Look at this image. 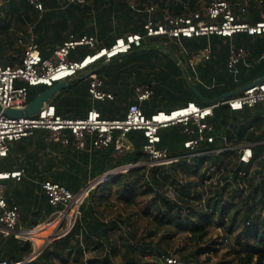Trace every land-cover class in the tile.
<instances>
[{"label": "trees", "instance_id": "16d2710c", "mask_svg": "<svg viewBox=\"0 0 264 264\" xmlns=\"http://www.w3.org/2000/svg\"><path fill=\"white\" fill-rule=\"evenodd\" d=\"M40 1L44 4L46 0ZM94 1H101L105 5L113 1H124L121 3L131 15L128 18L130 22L133 16L140 19L144 2L140 0L138 4L137 1V6L132 7L125 0ZM152 1L158 7L161 18V14L166 11L178 15L200 9L212 0ZM228 1L235 4L242 0ZM56 5V0H50V9L56 8ZM90 10L88 4L79 6L71 3L64 12L58 13L55 9L41 15L30 4V0H1L0 55L6 44L18 54L23 52V47H17L19 38L11 36L12 30L25 27L31 30L41 56L47 58L44 51L51 50L53 53L57 47L55 44L60 45L68 40L70 34L84 25L81 17H87ZM262 13L264 0H250L245 13L239 15H242L241 20L253 24L264 20ZM130 22L129 25H120L122 28L128 26L125 34L143 33V24ZM162 38L163 41H170ZM114 40L111 43L108 41L107 47ZM24 41L28 43L29 39ZM170 42L168 50L180 59L184 70H180L166 53L149 50L153 55L160 54L175 67L179 79L176 82L171 80V83H176L173 92L165 91L168 75L161 71L157 75L156 85L148 86L153 92L162 93L164 98L182 106L188 102L198 106L208 105L192 93L183 73L202 97L209 100H215L264 76V34L237 35L231 39L220 36L182 39L181 45L188 51H197L206 46L211 48V59L200 63L194 71L189 68L181 46L175 41ZM230 45L244 47L250 53L247 62L239 63L235 72L230 71L226 64ZM77 49L79 47L74 51ZM98 49L95 47L91 51ZM74 51L70 53V60H74ZM18 65L20 62L13 67ZM75 84H87L88 89V80ZM211 122L215 135L224 136L230 146L264 142V111L261 105L252 109L244 108L239 112H232L227 106L220 105L214 109ZM167 128L159 132L161 146L168 148L172 157L185 155L187 150L183 142L189 136L183 134L181 125ZM46 136L48 133L36 130L31 136L8 144L9 153L26 152L29 178L38 181L36 184L29 180L23 181L18 189L13 190L14 198L22 204L25 197L29 198L31 193L39 192L40 200L36 199L35 202L40 203L39 207L45 213L41 219L43 221L55 209L48 204L40 182L51 181L77 194L90 182L116 170L122 171L90 189L79 205L78 215L69 232L59 239L58 235H54L50 239L54 241L48 243L34 258L29 259L33 253L29 240L0 234V261L6 260L9 264H264V144L252 146L253 157L248 165L239 163L236 152L232 151L222 155L201 156L191 163L180 159L167 166L126 169L148 162L141 151L144 137L140 131H131L126 135V141L133 146V151L121 156L115 153L117 132L107 149L91 153L76 149L72 140L68 146L46 142ZM222 145L217 138L213 144H202L198 149L213 150ZM207 181L211 182L206 190L204 182ZM21 190L23 192L20 196ZM5 199L9 206L13 205L8 202L6 193ZM30 212V206H27L21 217V226L27 230L41 222ZM212 228L219 229L224 240L219 243L208 241ZM161 231L164 233L159 235ZM177 234L187 236L189 250L181 247L171 252L168 249L171 238ZM29 239L35 249H40V244L45 240ZM227 239L232 242L229 246L232 260L213 262L212 257L218 254V246L227 242Z\"/></svg>", "mask_w": 264, "mask_h": 264}, {"label": "built area", "instance_id": "2783aa9c", "mask_svg": "<svg viewBox=\"0 0 264 264\" xmlns=\"http://www.w3.org/2000/svg\"><path fill=\"white\" fill-rule=\"evenodd\" d=\"M84 3V0H69ZM30 4L37 11H42L40 0H30ZM147 12L143 23V33H135L114 40L109 47H104L86 54L79 60H70V53L78 47L94 49L97 41L94 37L82 36L79 39L69 38L58 45L51 58H43L37 45L33 42L25 46L19 66H3L0 64V108L2 110H22L27 107L28 90L34 87H53L56 83L75 79L80 74H88V95L93 101L112 100L113 95L103 90V81L97 73L90 70L98 62L109 63L119 57L143 48V42L153 38H168L181 46L182 53L187 57L189 68L194 71L200 63L211 59L210 46L197 51H188L181 45L182 39L199 37L209 38L220 36L231 39L237 35L255 36L264 34V21L248 23L239 21L237 14H244L246 6L235 9L224 0H212L197 10H190L181 14L164 12L162 23H155L152 13L153 6H142ZM250 53L244 47L230 45L226 64L230 71H234L239 63H246ZM89 72H86L88 71ZM17 83H20L18 85ZM213 86V85H212ZM212 86H207L211 88ZM136 103L130 104L122 119H105L95 109L88 111L81 119H65L57 115L54 106L44 104L40 109L24 118L11 119L0 112V160L7 157L8 144L31 136L36 130L48 133L47 140L68 146L72 140L76 149L80 151H103L113 141L114 133H118L115 140L117 156L128 150L126 135L131 131H140L144 137L142 154L148 159L139 166L158 167L167 166L180 159L191 163L194 159L205 155H222L235 151L238 162L250 164L253 145L230 146L224 136L217 137L211 122L213 111L220 105H225L232 112L242 111L244 108H254L261 105L264 111V81L250 86L242 93L220 102L198 106L194 102L170 111H157L145 115L140 103L147 101L153 95L148 85H138L134 88ZM174 125L183 127V134L189 136L183 142L187 153L183 156L172 157L168 148L161 146L160 130ZM219 138L222 146L213 150H199L202 144H213ZM22 171L0 172V226L5 235L21 237L17 229L20 220V210L16 206H9L5 199V180L19 179ZM48 204L55 209V213L63 221L75 222L78 215V205L84 200L90 190L82 189L73 194L60 184L51 181L39 183ZM74 217V218H73ZM71 229V228H70ZM0 264H9L2 260Z\"/></svg>", "mask_w": 264, "mask_h": 264}, {"label": "crops", "instance_id": "0c3cea01", "mask_svg": "<svg viewBox=\"0 0 264 264\" xmlns=\"http://www.w3.org/2000/svg\"><path fill=\"white\" fill-rule=\"evenodd\" d=\"M57 5L55 6L56 8H51L49 6L50 0L44 1V4L42 3L43 10L41 11V15L49 14L51 11H55L57 9L58 13L64 12L66 7L75 2H68L64 3L63 0H56ZM67 1V0H66ZM138 4H140V0H137ZM135 1V2H137ZM228 1V0H224ZM250 0H242L241 2H235V4H231V2L228 1V3L235 9L239 6H246L245 8L248 7V3ZM106 2V1H105ZM121 2L124 1H113L112 4L105 5V3H101V1H94V0H84V3H75L81 5L88 4L90 5V12L88 13L87 17L82 16L81 20L82 27L79 29H76L74 34H70V37H82V36H90L94 37L97 41V48H104L107 47L108 41L111 43L112 40L120 38V37H125L126 35L130 34H135V33H127L125 34L124 31L128 29V26L126 28L120 27V25H123V23H129L130 20L128 19L131 15L127 13V8L122 5ZM127 4H130L132 7H136L134 0H125ZM133 2V3H132ZM142 2V0H141ZM1 4V0H0ZM143 5L146 6H153L156 11L152 13L153 19L155 23L160 24L162 23V14L161 18L159 17V9L155 5L154 1L152 0H144L142 2ZM142 5V6H143ZM109 6L111 7L110 10H108ZM142 15L139 17L140 19H137V16H133L132 20L130 23H138V24H143L147 18V12L146 10L142 7L141 9ZM236 14L238 15L237 18L239 21H244L241 20L242 15H239L237 12ZM261 17L264 18V13L261 14ZM264 21V20H260ZM50 22V21H49ZM52 22V20H51ZM246 22V21H244ZM258 22V21H257ZM249 23V22H248ZM86 24V26H85ZM129 25V24H128ZM22 28V27H21ZM16 28L12 33L11 38H14L17 36L18 39V46L25 48L28 44L31 42L34 43L33 41V34L29 28ZM28 35V36H27ZM66 35L63 36V39H65ZM10 38V37H9ZM29 39L28 43H25L24 39ZM8 43V40H6ZM58 46L59 44H55V46ZM152 43H150V40H145L143 42V48H146L141 53L134 54L132 56L125 55L122 57H119L115 60V62L111 65H108V63H102L98 62L95 66L96 69L93 71H96L103 67L100 71L97 72L100 73V77L103 81V90L105 92L111 93L113 95L112 100H106V101H93L90 96L88 95L87 92V84L79 85L75 84V82L78 81H83L81 78L86 75L85 74H80L78 75L75 79L67 81V85L65 86L64 89H61L57 93H55L47 102V104H50L54 106L55 112L57 115L61 116L62 118L65 119H81L86 116L88 111L91 109H95L98 111L101 116L105 119H122L125 116L126 110L130 104L136 103L135 100V93H134V88L138 85H156L157 83V78L159 75L158 73L163 71L165 74L168 75L167 80L168 83L165 85V91L168 92H173V89L176 85V83H171L173 81H178V73L166 59L163 57L157 56V55H149L151 51L154 52H160L163 54V50L168 49L167 47L163 48H150ZM54 46V47H55ZM151 50V51H149ZM93 53L91 49L87 47H79L76 51H74L73 59L74 60H79L82 57H84L86 54ZM44 54H46L47 58L52 57V51L51 50H45ZM21 56L22 53L18 54L17 52L13 51V48L8 46L6 44L4 46V50L1 53L0 57V64L4 66H15L21 63ZM157 56V57H156ZM124 62H127L124 64ZM117 65H120L119 67H116ZM19 66V65H18ZM114 66V67H113ZM106 70V71H105ZM104 71V72H103ZM87 80V79H85ZM20 85V83H17ZM188 84V83H187ZM46 88L45 87H34L30 88L28 90V100L27 104L30 103L32 100H34L40 93H42ZM157 95V93L154 91L153 95L151 96L150 99L147 101H144L140 103V108L143 111V113L146 115H150L152 113H155L157 111H170L176 108L182 107L181 104L176 103L175 101H167L164 98V103H161L157 100H153V98ZM165 97V96H164ZM168 129V128H166ZM165 130V129H164ZM43 132H46L42 130ZM47 133V132H46ZM46 142L51 143L50 141L47 140V136L44 138ZM128 150L127 152L133 151V146L127 142ZM16 145H14L15 148ZM88 152V151H87ZM93 152V151H92ZM91 153V152H88ZM25 156L26 152L22 153H12V151L9 153L7 157L3 158L0 160V172H16V171H22L23 175L19 179H8L4 181V184L6 185V196L8 198V202L10 204H13L11 206H16L20 210V220L17 224V229L21 232L19 234L21 237L19 239L22 240H29L32 243L33 246V253L39 251L40 249H44L48 243H50L53 240H50L49 238L52 236L45 237L47 234H45V230L49 231L51 229V226L57 223L56 227L53 228L54 234L52 235H58V237H63L65 234H67L70 230V227L65 228V230L62 233H57V231L62 228L61 223L62 221L60 217L54 212L53 214L47 216L46 220H41L43 219V216L45 215L44 211L40 209L39 205L40 203L38 201L35 202L36 199L40 200V193L35 192L31 193L29 195V198H26V200H22V204H19V201L16 200L15 197V191L19 188V186L23 183L25 180H29L31 182H34L35 184L38 183V181L34 179L29 178V174L27 171V164L25 162ZM102 178V177H101ZM100 179V178H99ZM98 181H92L90 184ZM41 183V182H40ZM89 184V185H90ZM23 190L20 191V196L22 195ZM38 195V196H37ZM24 197V196H23ZM37 197V198H36ZM7 202V201H6ZM8 204V203H7ZM27 206H30V213H34L37 221H41L38 226H36L33 229L27 230L24 229V227L21 226V217L23 216V209H25ZM22 212V214H21ZM58 216L57 218H55ZM43 226L44 228V233L40 237H33L31 234H28L27 236L23 235V233H30L34 229L39 228ZM68 226V225H67ZM64 229V228H63ZM32 230V231H31ZM0 234L4 236L5 235L1 226H0ZM46 238L45 239V244L42 248L40 249H35L33 242L29 239H41V238ZM17 238V237H15ZM42 249V250H43ZM32 253V254H33ZM32 259V258H31ZM28 260V259H27ZM22 264V263H21Z\"/></svg>", "mask_w": 264, "mask_h": 264}, {"label": "water", "instance_id": "95a60500", "mask_svg": "<svg viewBox=\"0 0 264 264\" xmlns=\"http://www.w3.org/2000/svg\"><path fill=\"white\" fill-rule=\"evenodd\" d=\"M144 50H146V48H141V49H138V50H135L133 52H131L130 54H128L129 56H132L134 54H137V53H141L143 52ZM164 53H166L173 61L174 63L180 68V70H184V66L182 64V62L180 61V59L173 53L171 52L170 50L168 49H165L163 50ZM116 59L110 61L108 65H111L115 62ZM103 67H101L100 69L94 71L95 73H97L98 71H100ZM88 77V74H86L85 76H83L81 78V80H85L87 79ZM187 78V83H188V86H189V89L192 91V93L196 96V98H198L199 100L207 103V104H212V103H216V102H220L222 100H225V99H229V98H232L240 93H242L243 91H245L246 89H248L250 86L254 85V84H258V83H261L264 81V76H262L260 79L250 83V84H247L245 85L244 87L240 88V89H237L235 91H232V92H229V93H226V94H223L222 96L218 97L217 99L215 100H209V99H205L202 97V95L199 93V91L197 89H195L192 84L190 83L189 81V78ZM68 82H60V83H56L53 87H50V88H46L42 93H40L34 100H32L30 103H28L27 107L25 109H22V110H2L0 108V112L8 117V118H11V119H19V118H24L26 116H28L29 114L35 112L36 110L40 109L44 104H46L48 102V100L55 94L57 93L58 91H60L61 89H64L65 86L67 85ZM121 170H116L112 173H109L107 175H105L104 177L98 179V181L90 184L87 186V189L90 190L92 189L95 185H97L98 183L102 182L103 180H106L108 178L111 177V175L113 174H116V173H119L121 172ZM45 247V246H44ZM43 249V248H42ZM42 249H40L39 251L37 252H34L29 259L31 258H34L36 255H38ZM28 259V260H29Z\"/></svg>", "mask_w": 264, "mask_h": 264}, {"label": "rangeland", "instance_id": "374dc122", "mask_svg": "<svg viewBox=\"0 0 264 264\" xmlns=\"http://www.w3.org/2000/svg\"><path fill=\"white\" fill-rule=\"evenodd\" d=\"M135 1H137V0H134V3H135ZM133 3V2H132ZM135 5H136V3H135ZM164 39L163 38H153V39H150V43H152V45L151 46H153L154 48H163V47H167V48H170L171 47V42L170 41H168V40H166V41H163ZM149 55H151V53H149ZM157 56H160L159 54L157 55ZM156 56V57H157ZM165 59V58H164ZM96 66H93L90 70H94V69H96L95 68ZM86 72H89V70L88 71H86ZM87 74V73H86ZM184 74V77H185V79H186V81H187V78H186V75H185V73H183ZM157 100V101H159V102H161V103H164V94H162V93H158L154 98H153V100ZM166 99V98H165ZM167 101H168V99H166ZM240 145H246V144H240ZM211 181H207V182H204V188L207 190V188L209 187V183H210ZM83 201V200H82ZM81 201V202H82ZM81 202L79 203V205L81 204ZM79 205H78V208H79ZM58 216H56L55 218H57ZM74 218V217H73ZM64 221V220H63ZM56 225H57V223L55 222V224L53 225V226H51V229L49 230V231H47V230H45L46 232H45V234H47L45 237H47L48 238V236H51L52 234H54V232H53V228H55L56 227ZM68 225V226H67ZM61 226H62V228H60L58 231H57V233H62L64 230H65V228L67 229V227H70V228H72V226H73V222H69L68 223V221L66 222V221H64L63 223H61ZM64 228V229H63ZM162 233H164L163 231H161L160 233H159V235L160 234H162ZM44 237V239H46ZM59 238H61V237H57V239H59ZM42 239V238H41ZM57 239H55V240H57ZM209 240L208 241H215V242H220L221 240H224L223 239V234H222V232L219 230V229H216V228H212L211 229V231H210V235H209V238H208ZM228 241L227 242H225L224 241V243L222 244V245H220V246H218V254L216 255V256H214V257H212L213 258V262H215V261H230V260H232V254H230V252H229V246L232 244V242L229 240V239H227ZM54 241V240H53ZM44 244H45V240L40 244V246H39V248H41V247H43L44 246ZM188 246V247H187ZM181 247H185L187 250H189V241H188V238H187V236L185 235V234H177V235H175V236H173L172 238H171V240H170V244H169V247H168V249L171 251V252H173V251H175V250H177V249H180ZM232 264H236L235 262H231Z\"/></svg>", "mask_w": 264, "mask_h": 264}, {"label": "bare ground", "instance_id": "6f19581e", "mask_svg": "<svg viewBox=\"0 0 264 264\" xmlns=\"http://www.w3.org/2000/svg\"><path fill=\"white\" fill-rule=\"evenodd\" d=\"M44 233V228H43V226H41V227H39V228H36V229H34L32 232H30V233H23V235L25 236H27L28 234H31L33 237H40L42 234ZM52 237L54 236V235H51ZM52 237H50L49 239H51Z\"/></svg>", "mask_w": 264, "mask_h": 264}]
</instances>
